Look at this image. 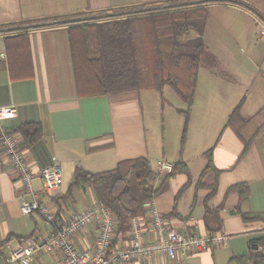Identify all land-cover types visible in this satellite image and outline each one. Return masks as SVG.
Listing matches in <instances>:
<instances>
[{
  "label": "crops",
  "instance_id": "0c3cea01",
  "mask_svg": "<svg viewBox=\"0 0 264 264\" xmlns=\"http://www.w3.org/2000/svg\"><path fill=\"white\" fill-rule=\"evenodd\" d=\"M175 1L181 0H0V27ZM238 1L255 12L232 2L209 3L207 9L234 15L222 20L228 28L233 24L239 27L234 21L244 15L250 29L256 26L264 41V5L256 0ZM250 29H243V36ZM231 45L238 48L235 53L241 57L239 63L251 70L243 78H234L229 69L220 73L212 69L216 55L210 54L209 83L205 84L206 76L204 81L197 76L185 138L182 140V132L178 148L170 149L164 143L163 129L151 136L147 127V116L157 109L149 94L152 90L77 93L67 26L0 33V107L16 109L12 118L0 121V134L26 122L41 124V139L24 149L35 175L31 185L39 189V172L58 163L62 184L53 202L69 213L99 201L89 186H70L77 168L100 173L113 170L122 160L147 157L154 170L156 160L173 164L181 160L190 174L177 173L169 178L151 200L152 205L171 228L206 235L211 233L205 224L210 221L221 226L227 239L185 259L153 256L127 264H229L230 259L251 253L252 242L264 241V61L257 67L250 59L254 42ZM232 55L235 58L236 54ZM242 99L239 114L246 122L237 135L226 124ZM185 109H179L183 116ZM193 130L196 137L192 136ZM197 142L198 147L191 149ZM210 148L212 167L205 170V153ZM21 192L16 174L0 148V264H8L10 250L23 241L20 238L49 230L41 215L21 213ZM59 196L62 198L56 203L54 199ZM173 212L175 215H171ZM241 213L259 214L261 218L246 222ZM127 232L121 233L122 237ZM93 237V230L87 229L75 240L77 249L91 245ZM260 253H264V244ZM46 261V256L38 258L42 264Z\"/></svg>",
  "mask_w": 264,
  "mask_h": 264
},
{
  "label": "trees",
  "instance_id": "16d2710c",
  "mask_svg": "<svg viewBox=\"0 0 264 264\" xmlns=\"http://www.w3.org/2000/svg\"><path fill=\"white\" fill-rule=\"evenodd\" d=\"M256 1L264 5V0ZM215 2H232L249 7L238 0H181L95 15L4 26L0 27V33L67 26L77 93L107 94L132 90L162 92L165 86H169L186 104L183 111L184 140L200 55L204 50L202 35L207 5ZM249 8L255 12V9ZM243 100L233 109L226 124L237 135L246 122L239 114ZM7 133L19 134L22 138L21 147L26 149L41 139L42 126L37 122H26ZM245 145L247 148L248 143ZM211 153L212 148L205 153L208 158L205 170L212 167ZM177 173L190 174L181 160L175 162L172 171L159 182L161 176L151 168L149 159L139 157L122 160L113 170L100 173H88L77 168L70 186H89L96 198L114 215L119 233H125L129 230L130 217L143 215L148 203L161 192L165 182ZM61 196L54 201L58 203ZM241 217L246 222L261 218L259 214L247 213H241ZM205 224L211 232L221 231L219 224L213 225L210 221ZM26 237L20 238L21 241ZM229 264H264V253L235 257L230 259Z\"/></svg>",
  "mask_w": 264,
  "mask_h": 264
},
{
  "label": "built area",
  "instance_id": "2783aa9c",
  "mask_svg": "<svg viewBox=\"0 0 264 264\" xmlns=\"http://www.w3.org/2000/svg\"><path fill=\"white\" fill-rule=\"evenodd\" d=\"M261 35L264 38V30ZM15 113L13 106L0 107V121L12 118ZM21 141L19 136L3 133L0 148L21 186V213L41 215L49 230L31 235L11 248L8 264H42L38 262L40 256L48 257L43 264H127L153 256L181 260L210 246H219L227 239V234L222 231L202 235L171 228L151 201L146 214L130 217L125 237L119 233L112 212L101 201L93 202L82 211L69 213L53 202L62 184L58 163L54 162L39 172L41 185L34 189L31 182L35 175ZM172 169L173 163L156 160L154 172L162 178ZM89 228L93 230V242L78 250L75 240ZM262 249L263 244L259 241L250 244L253 254Z\"/></svg>",
  "mask_w": 264,
  "mask_h": 264
},
{
  "label": "rangeland",
  "instance_id": "374dc122",
  "mask_svg": "<svg viewBox=\"0 0 264 264\" xmlns=\"http://www.w3.org/2000/svg\"><path fill=\"white\" fill-rule=\"evenodd\" d=\"M206 14L207 15L202 35L204 50L200 55L199 63L201 66L198 69V75L201 78V81H204L203 77L206 76L205 84L209 83L207 81L209 78L208 65H210L209 59L210 54L212 53L216 55L215 62L213 65H211L212 69H216V71L220 73L223 72V69L226 71L232 70L230 72L234 78H243L246 74H248L247 70H251V68L239 63L241 57L235 53L236 49L238 50V48H233L231 43H235L236 45H239V42H243L245 45H247V43H256L254 46L255 49L251 54L250 59L254 60H252V62L257 63V67L262 61H264V41L260 37L259 32H257L256 26L253 28V30L250 29L248 23L249 19L247 17H244V15L237 16L234 22L236 24L238 23L237 25L240 26H237L236 28L233 24L231 28H228L221 24L222 20L234 18V15H231L229 12H226L225 14L220 11L218 12L216 10L209 9H207ZM245 28L250 29V31L248 34L245 33V36H243L241 31ZM224 43L226 45H230H227V47L224 48L221 46ZM232 53L236 54L235 58H233ZM229 60L231 62L228 65ZM165 88L167 89L162 92H158L156 90L149 91L150 93L148 92L149 94L153 95L154 103L157 106V109L155 114L147 116V127L151 136H155L157 131L159 132L163 129L162 131H164L165 135L164 143L167 144L170 149H177L184 125V116L181 112H179V109H185L186 105L169 86ZM195 131L196 130H193L192 134L194 137H196V133H194ZM198 145L199 142H197L196 146L191 145L190 148L194 150L198 147Z\"/></svg>",
  "mask_w": 264,
  "mask_h": 264
}]
</instances>
